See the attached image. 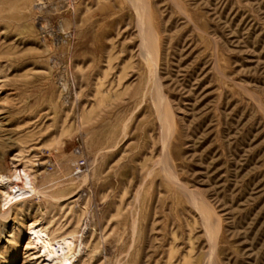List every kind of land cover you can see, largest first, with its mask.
Listing matches in <instances>:
<instances>
[{
	"label": "rangeland",
	"instance_id": "rangeland-1",
	"mask_svg": "<svg viewBox=\"0 0 264 264\" xmlns=\"http://www.w3.org/2000/svg\"><path fill=\"white\" fill-rule=\"evenodd\" d=\"M63 245L264 264V0H0V264Z\"/></svg>",
	"mask_w": 264,
	"mask_h": 264
},
{
	"label": "bare ground",
	"instance_id": "bare-ground-1",
	"mask_svg": "<svg viewBox=\"0 0 264 264\" xmlns=\"http://www.w3.org/2000/svg\"><path fill=\"white\" fill-rule=\"evenodd\" d=\"M58 249L61 251V252H63L62 254H60V255H57V257H58V259H59V263L60 264H72V261H71V259H70V255L69 256H67V253H68V248H67V246H65V245H63L62 247H58ZM59 251V252H60ZM48 254H52V253H48ZM54 255V254H53ZM56 257V256H55ZM38 264H54L52 261H48V262H44V261H42V262H38ZM55 264H57V263H55Z\"/></svg>",
	"mask_w": 264,
	"mask_h": 264
}]
</instances>
